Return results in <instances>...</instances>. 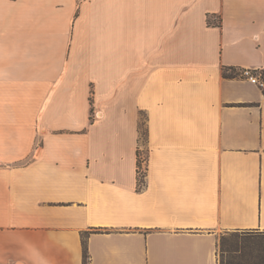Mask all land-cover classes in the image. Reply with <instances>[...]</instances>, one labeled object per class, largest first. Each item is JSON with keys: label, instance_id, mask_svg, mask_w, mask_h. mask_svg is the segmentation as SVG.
<instances>
[{"label": "crops", "instance_id": "0c3cea01", "mask_svg": "<svg viewBox=\"0 0 264 264\" xmlns=\"http://www.w3.org/2000/svg\"><path fill=\"white\" fill-rule=\"evenodd\" d=\"M223 68H264V0H0V264H82L84 232L90 264H218L264 232V93Z\"/></svg>", "mask_w": 264, "mask_h": 264}, {"label": "trees", "instance_id": "16d2710c", "mask_svg": "<svg viewBox=\"0 0 264 264\" xmlns=\"http://www.w3.org/2000/svg\"><path fill=\"white\" fill-rule=\"evenodd\" d=\"M209 25L220 26V17L212 20L207 19ZM230 71V72H229ZM264 77V68L261 70ZM225 77H235L233 69L223 68ZM264 93V91H263ZM90 103L92 99L90 97ZM92 108L90 110V119L92 121ZM146 132L141 129V138L146 141ZM89 233L84 232L82 239V264H90V256L87 247V237ZM219 248V249H218ZM219 251L218 264H264V232L259 231H235L221 236L217 242V256Z\"/></svg>", "mask_w": 264, "mask_h": 264}, {"label": "built area", "instance_id": "2783aa9c", "mask_svg": "<svg viewBox=\"0 0 264 264\" xmlns=\"http://www.w3.org/2000/svg\"><path fill=\"white\" fill-rule=\"evenodd\" d=\"M236 76L247 80L251 84L264 91V77L259 69H239L235 71ZM147 167V156L144 149L141 147L137 152V188L142 189L145 184Z\"/></svg>", "mask_w": 264, "mask_h": 264}, {"label": "rangeland", "instance_id": "374dc122", "mask_svg": "<svg viewBox=\"0 0 264 264\" xmlns=\"http://www.w3.org/2000/svg\"><path fill=\"white\" fill-rule=\"evenodd\" d=\"M142 128V130L144 131V128H143V126L141 127ZM141 142L142 143H144L145 141H144V139L143 138H141ZM226 233H224V234H221L219 237H218V241L220 240V238H221V236H223V235H225ZM219 249V248H218ZM218 259H219V257H220V255H219V251H218Z\"/></svg>", "mask_w": 264, "mask_h": 264}, {"label": "bare ground", "instance_id": "6f19581e", "mask_svg": "<svg viewBox=\"0 0 264 264\" xmlns=\"http://www.w3.org/2000/svg\"><path fill=\"white\" fill-rule=\"evenodd\" d=\"M38 155V154H37Z\"/></svg>", "mask_w": 264, "mask_h": 264}]
</instances>
